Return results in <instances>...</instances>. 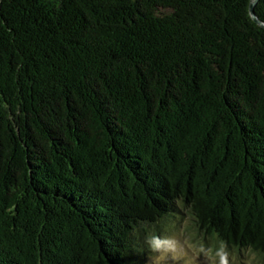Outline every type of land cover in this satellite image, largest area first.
I'll list each match as a JSON object with an SVG mask.
<instances>
[{
  "label": "trees",
  "instance_id": "trees-1",
  "mask_svg": "<svg viewBox=\"0 0 264 264\" xmlns=\"http://www.w3.org/2000/svg\"><path fill=\"white\" fill-rule=\"evenodd\" d=\"M252 1L0 0V264H148L186 220L264 259Z\"/></svg>",
  "mask_w": 264,
  "mask_h": 264
},
{
  "label": "clouds",
  "instance_id": "clouds-1",
  "mask_svg": "<svg viewBox=\"0 0 264 264\" xmlns=\"http://www.w3.org/2000/svg\"><path fill=\"white\" fill-rule=\"evenodd\" d=\"M146 243L151 251L156 254L152 264H169L175 261L179 264H195V261L203 257L208 264H241L237 252L230 250L227 243L220 240L214 244H202L196 251L188 249L177 234L161 237L154 231H149ZM247 259L243 264H260L258 254L249 248L245 253Z\"/></svg>",
  "mask_w": 264,
  "mask_h": 264
},
{
  "label": "rangeland",
  "instance_id": "rangeland-1",
  "mask_svg": "<svg viewBox=\"0 0 264 264\" xmlns=\"http://www.w3.org/2000/svg\"><path fill=\"white\" fill-rule=\"evenodd\" d=\"M167 224V223H166ZM162 224L161 228L153 227L150 230L154 231L157 235H161V237L177 234L179 238L182 240V242L186 245L188 249H191L192 251H196L202 244H214L217 241H220L218 238H211V239H205V237L199 236L198 233L195 232L192 228L191 222L189 220H186L181 223H168ZM148 230V232L150 231ZM147 254H148V264H152L153 257L156 255L154 254L151 249L147 245ZM235 251V250H234ZM238 253L241 264L247 259L245 253L247 251H235ZM258 260L260 261V264H264V259L258 256ZM169 264H177L175 261H169ZM179 264H184L183 261H180ZM195 264H208V262L203 258L200 257L198 260L195 261Z\"/></svg>",
  "mask_w": 264,
  "mask_h": 264
},
{
  "label": "water",
  "instance_id": "water-1",
  "mask_svg": "<svg viewBox=\"0 0 264 264\" xmlns=\"http://www.w3.org/2000/svg\"><path fill=\"white\" fill-rule=\"evenodd\" d=\"M259 0H253L252 1V4H251V8H250V11H251V15L253 17V19L258 23L260 24L262 27H264V24L259 21V19L257 18L256 14H255V7L256 5L258 4Z\"/></svg>",
  "mask_w": 264,
  "mask_h": 264
}]
</instances>
